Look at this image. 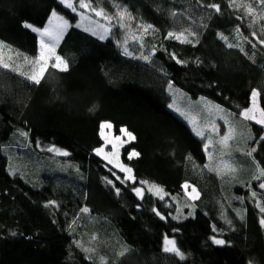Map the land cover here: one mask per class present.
Segmentation results:
<instances>
[{"label":"trees","instance_id":"obj_1","mask_svg":"<svg viewBox=\"0 0 264 264\" xmlns=\"http://www.w3.org/2000/svg\"><path fill=\"white\" fill-rule=\"evenodd\" d=\"M85 3L81 8L74 0L73 11L58 0H0L1 50L11 55L7 60L2 53L10 67H0V156L6 160L0 164V264H264V128L241 115L253 90L264 111V4ZM53 11L71 25L56 50L69 67H49L35 84L26 78L33 65L25 57L37 59L38 38L23 24L44 28ZM76 11L107 23V37L78 28ZM120 11L136 27L132 36L114 20ZM173 33L191 39L182 42ZM170 85L212 103L221 117L225 110L240 124L239 134L253 137L242 146L244 155L228 152L237 160L231 178L212 145L205 149V140L169 109ZM205 120L210 123L203 118L196 126L200 135ZM101 123H110L115 136L125 128L136 137L121 152L133 181L95 154L103 145ZM132 151L139 157L129 159ZM57 181L84 192L70 224L64 215L73 214L72 204L49 185ZM184 184L196 199L185 195ZM166 238L184 259L164 251Z\"/></svg>","mask_w":264,"mask_h":264},{"label":"rangeland","instance_id":"obj_2","mask_svg":"<svg viewBox=\"0 0 264 264\" xmlns=\"http://www.w3.org/2000/svg\"><path fill=\"white\" fill-rule=\"evenodd\" d=\"M60 2V0H58ZM74 3V0H72V4ZM64 5V4H63ZM65 6V5H64ZM74 7V6H73ZM68 8V7H67ZM72 9V8H69ZM78 14V21L76 23V26L79 25L78 28L81 30H84L85 32H88L90 34H95L102 37H107L109 29L107 27V23H102L99 20H96L95 18L91 17L87 13H83L82 11H76ZM56 17H53L52 14L49 17L48 22L44 26L43 29H48L44 35H41L39 32H34L37 35L38 38V57L40 56L41 52H44L46 56L49 57L47 61L46 70L49 67H53L54 64H56V50L58 49V46L60 45L61 41L63 40L64 35L70 28V23L67 19H65L62 15L57 13ZM98 19L100 18V15L96 16ZM62 18V19H59ZM117 25L121 28L122 32L125 33L126 36H132L130 33L136 32V27H134L129 18L127 17V14H125V11H120L114 18ZM64 21H67V24H64ZM109 22L110 20L107 19ZM62 34V35H60ZM60 35V38L57 42L56 37ZM174 37L182 42H187L190 40V35L184 34V33H173ZM129 40H133V37H129ZM43 42V47L41 46ZM55 45L54 49L51 47V45ZM54 52V54H53ZM2 50L0 49V56H2L3 61L6 62L7 60L11 59L10 54H4L7 58L2 55ZM37 57V58H38ZM43 61H40V65H37V74L39 72L40 66H43ZM59 68V67H57ZM44 72V74H45ZM27 78V76H26ZM168 94L171 96L172 100L169 104V109L174 112L176 115H178L182 120H184L193 130L195 136H197L200 139L205 140V144H209L213 149L218 157L216 161L219 162V165L222 166V172L225 171L228 178H231V176L235 173H238L236 162L237 160H234L233 162L230 161L227 157L228 152L231 150H236V153H239L238 156L244 155L242 151V146H246V143H249L253 137H249L248 133L240 132L239 134V128L238 125L240 124L236 122V120L232 121L229 114L222 109V117L220 110L211 107L213 106L212 103L204 100L203 98H197V99H191L187 97L184 93L177 90L176 88L170 87L168 89ZM171 105V107H170ZM254 108V110L250 113H248L249 117L252 118H244L246 121H252L254 124L260 125L264 128V125L256 123V120L262 119L260 113L261 108L258 103V95L255 98V106L253 105V99L251 96V104L248 109ZM226 115L227 118H224L223 115ZM203 118H208L209 122L207 123V127L209 128H201L204 132L202 135H197L198 132V125L199 120ZM198 120V122H197ZM197 126V127H196ZM209 131L208 136L210 137L209 141L205 139L206 132ZM101 128H100V135H101ZM225 135H231V138L225 141L224 143H221L222 138ZM116 137H120L119 140L116 139ZM101 138L103 140V145L99 149H103V151L97 155L100 157L105 163L110 165L112 169L115 171H119L123 174L126 180L133 181V179H127L126 177H132V173H128L125 171H122L120 168V165H124L121 161V152L124 146L129 144L131 141L126 133H122L118 136H115L112 127L111 128H105L103 129V135H101ZM235 139V140H234ZM209 148V147H208ZM239 150V152H238ZM0 164L4 165L6 164V160H3L0 156ZM125 166V165H124ZM231 169H235V171H232ZM4 175V174H1ZM133 178V177H132ZM52 190V194L55 195L59 200H61L63 203H71L73 208V214L70 216H65V220H67V224H70L72 220L74 219L75 215L78 212L79 204L84 202V192L80 190L79 188L74 187L71 184L65 183V181H57L54 183L49 184ZM186 185V184H184ZM183 185V186H184ZM193 187L188 185L187 188L183 187V191L185 195L190 199L194 200L193 197L195 196L197 198L198 194L195 191V193L192 191ZM195 198V199H196Z\"/></svg>","mask_w":264,"mask_h":264},{"label":"snow or ice","instance_id":"obj_3","mask_svg":"<svg viewBox=\"0 0 264 264\" xmlns=\"http://www.w3.org/2000/svg\"><path fill=\"white\" fill-rule=\"evenodd\" d=\"M60 3L61 4H64L65 7L72 8L73 11H75V8L73 7V4H72V0H60ZM233 3H234V0H233ZM260 3L261 4H264V0H260ZM79 6L81 8H87V7H89V5L87 3H85V0H80ZM209 7H212L214 9H216L217 11H220V8H219L218 5L212 4V5H209ZM96 14L97 15H101L102 13L101 12H97ZM52 16L53 17H56L57 16V14H56L55 11L52 12ZM59 19H62V18H59ZM64 24L66 25L67 24V21H64ZM23 27L30 28L33 32H39L41 35H44V33H46L48 31L47 28L41 30V29H38V28H36V27H34V26L26 23V22L23 24ZM77 27H79V25H77ZM147 27L151 28V25H148ZM60 35H62V34H60ZM60 35H58L56 37L57 42H58V40L60 38ZM169 35L171 36L172 33H169ZM223 38L226 39V37H223ZM41 46L42 47L44 46L43 45V42H42V45ZM228 46L229 47H232L231 44H229ZM4 47H5V45L2 42H0V49H3ZM51 47L54 49L55 45L53 44V45H51ZM53 54H54V52H53ZM48 59H49V57L46 56L44 54V52H41L40 56L36 60H30L28 57H25V61L27 63H31L33 65V72H32L31 75H27V79L33 81L35 84H39L41 82V78L43 77L44 72L46 70V66H47ZM40 61H43L44 63H43V66H40L39 72L37 74V72H36V66L37 65H40ZM0 67H3V68H9L10 67L7 63H4L2 56H0ZM53 67H59L60 68V71L66 72V71H68V67L69 66H68V64L60 56L57 55L56 56V64H54ZM11 70L16 71V69H11ZM20 74L21 75H25L24 73H20ZM170 87H171V85H170ZM257 95H258V93L255 90H253V92H252V99H253V105L254 106H255V98H256ZM94 107L95 106H93V109H90V111L94 110ZM170 107H171V105H170ZM253 110H254V108L246 109L244 112L241 113V115L244 116L246 119L247 118L254 119V117H249L248 116V113L252 112ZM260 115H261L262 119L256 120V123H259V124L264 125V111H261ZM111 127H112V125L110 123H101V125H100V128L102 130L101 135H103V129H105V128H111ZM120 131L122 133H126L130 140H135L136 139V137L134 136V134L131 133V132H129V131H127V129L121 128ZM22 135H23V133H22ZM197 135H200V133H197ZM230 138H231V135H225L222 138L221 143H224L225 141H227ZM116 139L119 140L120 137H116ZM261 139H264V137H261ZM207 147H208V145L206 144L205 145V149H207ZM48 151H53V149L50 148V149H48ZM56 151H57V154H59V155H64V156L69 155V153L66 152V151H61L59 149H56ZM102 151H103V149H96V154L99 155ZM139 155H140V153H138L136 151H132L131 153H129V159H131L133 157H139ZM206 167H207V165H206ZM120 168H121L122 171H125V172H128V173H130L132 171L131 168H128V167H126L124 165H120ZM231 170L232 171H235V169H231ZM260 176H264V171H261L260 172ZM126 178L127 179H133L130 176L129 177H126ZM108 183H111V181H108ZM259 186H260L261 189H264V183H261ZM153 187H155V186L153 185ZM183 187L187 188L188 185L186 184ZM134 191H135V193H136L137 196H141V189L136 188V189H134ZM192 191L195 193L196 190L193 188ZM117 193H119V189H117ZM253 196H255V193H253ZM195 198L196 197L194 196L193 199H195ZM52 203L53 202H49V204H52ZM45 206L47 207L48 205H45ZM83 211L87 212L88 210L87 209H83ZM154 211H155V209H154ZM260 211L261 212H264V207H262L260 209ZM157 215H159V213H157ZM163 218L164 217H161V219H163ZM260 224H261L262 227H264V219H261L260 220ZM214 231H215V229H214ZM94 239H95V237H94ZM213 243L215 245H217V246L224 247V246H227V243L228 242L225 241V240L213 238ZM164 251L166 253L167 252L174 253L176 256H179L181 259H184L183 253L179 251V249L175 245V241H173V240H168L167 238L165 239ZM121 254H123V253H121ZM249 264H252V262L249 261Z\"/></svg>","mask_w":264,"mask_h":264},{"label":"water","instance_id":"obj_4","mask_svg":"<svg viewBox=\"0 0 264 264\" xmlns=\"http://www.w3.org/2000/svg\"><path fill=\"white\" fill-rule=\"evenodd\" d=\"M250 122H252V121H250ZM253 123V122H252ZM257 125V124H256ZM258 126H260V125H258ZM261 127V126H260ZM263 128V127H262Z\"/></svg>","mask_w":264,"mask_h":264}]
</instances>
